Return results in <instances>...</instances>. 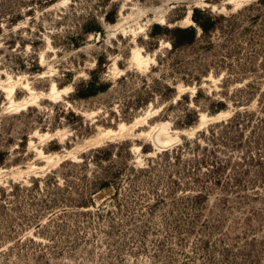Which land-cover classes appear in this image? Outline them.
Returning a JSON list of instances; mask_svg holds the SVG:
<instances>
[{
  "label": "rangeland",
  "instance_id": "rangeland-1",
  "mask_svg": "<svg viewBox=\"0 0 264 264\" xmlns=\"http://www.w3.org/2000/svg\"><path fill=\"white\" fill-rule=\"evenodd\" d=\"M0 264H264V0H0Z\"/></svg>",
  "mask_w": 264,
  "mask_h": 264
},
{
  "label": "trees",
  "instance_id": "trees-1",
  "mask_svg": "<svg viewBox=\"0 0 264 264\" xmlns=\"http://www.w3.org/2000/svg\"><path fill=\"white\" fill-rule=\"evenodd\" d=\"M192 17H193L194 21L198 24V26L203 29L204 32H207V31L212 29L213 22L211 21V17L206 18L204 16L203 10L200 7H195L193 9ZM108 20H114V19L108 18ZM173 31L175 33H177L180 38H181L182 35L183 36L184 35L188 36V38L190 39L189 41H194L195 38H196V34H197L196 29L194 27H192V26H189V27H175L173 29ZM180 42H182V41H179V42L178 41H174V46L177 47L180 44H184V43H180ZM91 85H93V84H91ZM217 110H220V109H217ZM167 150H169V149H167ZM107 185H108V183H107Z\"/></svg>",
  "mask_w": 264,
  "mask_h": 264
},
{
  "label": "bare ground",
  "instance_id": "bare-ground-1",
  "mask_svg": "<svg viewBox=\"0 0 264 264\" xmlns=\"http://www.w3.org/2000/svg\"><path fill=\"white\" fill-rule=\"evenodd\" d=\"M54 88V87H53ZM54 91V90H53ZM158 125V124H157ZM153 127H156V126H153ZM165 128H166V126L164 125V124H159L158 126H157V129H155V130H157V131H160L161 133L162 132H165ZM151 132V131H150ZM162 142V141H161ZM170 139L169 138H164L163 139V143L161 144V145H159L160 147H162L163 148V146L162 145H164V146H166V145H169L170 144ZM157 144V143H156ZM158 147V146H157ZM159 148V147H158ZM166 148V147H165ZM160 149V148H159Z\"/></svg>",
  "mask_w": 264,
  "mask_h": 264
},
{
  "label": "water",
  "instance_id": "water-1",
  "mask_svg": "<svg viewBox=\"0 0 264 264\" xmlns=\"http://www.w3.org/2000/svg\"><path fill=\"white\" fill-rule=\"evenodd\" d=\"M162 149H166V148L163 147Z\"/></svg>",
  "mask_w": 264,
  "mask_h": 264
}]
</instances>
